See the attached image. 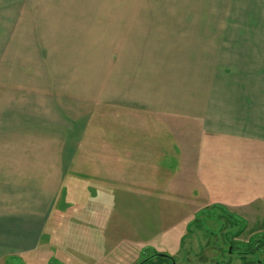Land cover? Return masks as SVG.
I'll return each mask as SVG.
<instances>
[{"label": "crops", "instance_id": "obj_1", "mask_svg": "<svg viewBox=\"0 0 264 264\" xmlns=\"http://www.w3.org/2000/svg\"><path fill=\"white\" fill-rule=\"evenodd\" d=\"M19 1L0 16V264L44 258L69 188L94 205L159 184L144 166L170 152L144 117L194 127L179 149L203 206L264 207V0Z\"/></svg>", "mask_w": 264, "mask_h": 264}, {"label": "rangeland", "instance_id": "obj_2", "mask_svg": "<svg viewBox=\"0 0 264 264\" xmlns=\"http://www.w3.org/2000/svg\"><path fill=\"white\" fill-rule=\"evenodd\" d=\"M2 1L4 0H0V16H11V8L3 6L10 0ZM15 13L13 28L22 30L24 12L21 11V6ZM2 39L7 38L0 37V41ZM0 57L6 64L11 61V53L0 52ZM5 70L6 67L2 69ZM140 124L143 127L138 135H142L145 142L156 141L159 146L165 147V152H170L167 160L164 157L157 161L158 165L144 166V175L152 168L159 172V184L154 182L153 188H147L143 193L105 198V202L103 198H94V205L87 202L89 197L81 187L78 191L69 188L67 198L61 201L46 230L45 239L49 243L41 253L44 258L36 259L37 264H138L143 259L144 263L150 260L156 262L154 254L166 255L174 259L175 264H213L215 260L212 259L217 252L204 241L200 244V254L203 255L188 256V253L199 251L197 244L204 234L209 237L217 236L226 230H231L232 234L237 229L232 228L221 217L223 225L218 234L217 228L221 223L217 221L216 213L222 209L203 206L205 203L202 202V197L185 177V166L179 149L180 139H193L194 127L191 123L178 120L175 125L180 132L174 136L172 132H168L169 124L164 120L144 117ZM99 125L103 132L105 120L102 119ZM172 149L175 156L171 154ZM103 205H106L105 209ZM238 211L247 218L251 231L256 230L260 224L263 225L264 207L260 210L254 208ZM237 219L242 221L240 228L243 220L240 217ZM189 231L192 236H188ZM251 231L242 235L246 236ZM14 264L26 263L15 261ZM164 264L169 263L164 261Z\"/></svg>", "mask_w": 264, "mask_h": 264}, {"label": "flooded vegetation", "instance_id": "obj_3", "mask_svg": "<svg viewBox=\"0 0 264 264\" xmlns=\"http://www.w3.org/2000/svg\"><path fill=\"white\" fill-rule=\"evenodd\" d=\"M217 221L221 223V217L226 220L229 225L237 229L234 233H231V230H226L221 235H213L211 237L203 235L202 239L197 244L198 252L188 253V256L200 254L202 247V241L207 245L213 246L212 249L217 252L212 260H215L213 264H264V223L260 224L256 230H252V227H248V221L245 216L240 215L239 213H234L226 209H222L221 212L216 213ZM237 217L243 220V226L239 228V225L242 221L238 220ZM240 221V222H239ZM197 222V221H196ZM223 223L217 228L218 234L222 229ZM251 231L248 235L243 236L242 233ZM188 236L193 234L189 231ZM211 235V234H209ZM205 236V237H204ZM191 239H193L191 237ZM211 239L214 241L211 242ZM190 250V248H189ZM155 255V254H154ZM161 258V257H160ZM147 259V258H146ZM169 264H172L170 259H166ZM175 263V260L172 259ZM144 259L139 262L143 263ZM152 261V260H150ZM222 261V262H220ZM149 262V261H147ZM190 263V262H189Z\"/></svg>", "mask_w": 264, "mask_h": 264}, {"label": "trees", "instance_id": "obj_4", "mask_svg": "<svg viewBox=\"0 0 264 264\" xmlns=\"http://www.w3.org/2000/svg\"><path fill=\"white\" fill-rule=\"evenodd\" d=\"M213 207H218L219 209H225V208H222L220 206H213ZM164 261H167L166 258L157 257V261L156 262L149 261V262H145V263L143 262V263H140V264H164Z\"/></svg>", "mask_w": 264, "mask_h": 264}, {"label": "water", "instance_id": "obj_5", "mask_svg": "<svg viewBox=\"0 0 264 264\" xmlns=\"http://www.w3.org/2000/svg\"><path fill=\"white\" fill-rule=\"evenodd\" d=\"M154 257H161V258L170 259L172 261V264H175L174 261L170 257H168L166 255H163V254H155Z\"/></svg>", "mask_w": 264, "mask_h": 264}]
</instances>
